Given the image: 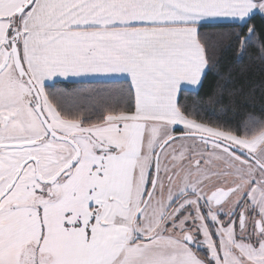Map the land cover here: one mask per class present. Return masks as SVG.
<instances>
[{
  "label": "rangeland",
  "instance_id": "rangeland-1",
  "mask_svg": "<svg viewBox=\"0 0 264 264\" xmlns=\"http://www.w3.org/2000/svg\"><path fill=\"white\" fill-rule=\"evenodd\" d=\"M27 1L7 0L0 7V17H10L0 19V43ZM251 1L264 14V0ZM149 36L139 43V57L201 61L205 67L195 29L164 27ZM12 61L0 74L11 87ZM28 90L24 87L27 98ZM174 111L110 116L88 127L85 132L112 148L100 164L98 181L88 180L95 152L87 146L60 206L37 213L27 206L0 208V264H33L31 255L39 260L44 254L48 264H264V143L211 132ZM177 127L186 134H176ZM65 161L58 159L57 168ZM114 193L123 200L107 204L89 196ZM92 204L100 215L88 211ZM205 214L216 226L218 245L204 224ZM238 216L247 224L242 229L238 223L236 230ZM138 237L143 239L135 241Z\"/></svg>",
  "mask_w": 264,
  "mask_h": 264
},
{
  "label": "crops",
  "instance_id": "crops-1",
  "mask_svg": "<svg viewBox=\"0 0 264 264\" xmlns=\"http://www.w3.org/2000/svg\"><path fill=\"white\" fill-rule=\"evenodd\" d=\"M255 6L251 0H35L21 30L22 60L41 89L55 81L129 80L135 114L170 113L178 110L181 90L200 88L206 61L205 67L201 61H149L139 57V43L164 27L197 35L205 23L243 24L262 14ZM263 134L253 139L259 138L257 146Z\"/></svg>",
  "mask_w": 264,
  "mask_h": 264
},
{
  "label": "flooded vegetation",
  "instance_id": "flooded-vegetation-1",
  "mask_svg": "<svg viewBox=\"0 0 264 264\" xmlns=\"http://www.w3.org/2000/svg\"><path fill=\"white\" fill-rule=\"evenodd\" d=\"M5 1L7 3V0H0V7L5 4ZM24 13L25 11L20 16H14L12 22L10 21L12 25L10 27L9 33L11 30H13V33H8L7 40L5 41V43H2L3 46L10 48V43L15 40V35L17 31H19L18 47L20 51L21 60V30L23 29L25 23V20H22ZM2 18H4V20H7L10 17H0V19ZM17 23L20 24V27H22V29H20V27H15ZM0 52L4 54L1 47ZM11 59L12 57L2 70L1 67L3 66L5 61H0V74L10 65ZM12 62L14 65V69L16 70L17 78L16 79L12 77V82L14 83V86L11 87L9 85V80L0 81V208L4 209L5 207H11L12 210L15 211L27 206L30 207L26 208L30 213H37V211L47 210L49 208L53 209L61 205L62 193L63 191H66L67 188H69L70 185L67 182L71 180L73 170L83 159V152L85 147L87 148L88 146V148L95 152V154H92L89 151V153L94 156L91 158V162H89V164L91 165L89 167V174H91L88 179L89 183L98 181L97 173L100 170V164L103 159L107 158L108 155L111 154L108 152H111L112 148L106 146L105 144H102L100 141L85 132L88 127L95 126L98 124H90L89 122L83 120L70 121L63 119L59 115L57 110L52 106L45 93V89L50 85H48L44 89H41L23 60L22 64L29 78L25 74L23 75L19 73L15 62ZM29 79L32 80V84L37 92L33 88ZM129 82L131 83V81ZM24 87H27L29 89V98H27L24 93ZM47 109H49L50 115L48 114ZM135 112L115 116L119 117L126 115H136ZM179 113L185 119H187L180 111ZM108 117L110 116H107L106 120L103 123L107 121ZM189 121L194 122L192 120ZM194 124L207 127L215 133L228 135L201 123L194 122ZM75 128L81 129L85 133L77 131L75 130ZM175 133L178 135L186 134L185 132H183V129L179 127L175 128ZM263 133H261L259 136H261ZM207 134L210 135V133ZM58 135L61 137H57ZM234 138L240 139L237 137ZM253 139H251L250 142H252ZM62 142L66 144H63ZM63 146L65 148H62ZM78 151L80 152L78 160L70 169L65 171V169L76 158ZM68 153L71 154V157L65 155ZM89 153L87 156H91L89 155ZM60 158H65L66 161L57 168L58 159ZM84 161H89V159L86 157ZM152 180L153 178H151L150 182L147 184L148 187L151 186ZM104 195L107 196L106 200L103 198ZM89 196H91L92 198L97 197V200L103 203L107 202V204H116V202H118L117 200H123L122 197L116 194L114 197L111 196V194H103L97 196L96 194H90ZM27 198H31V202H29ZM42 199L44 201H42ZM174 205L176 206V204ZM92 206L93 204L89 206L88 211H94L95 213L98 212V214L100 215L101 209L98 207L93 210ZM114 211L115 210H113V213ZM43 213L44 212H42V214ZM208 216V214H205L204 224H206L205 226H207L208 231L210 230L209 233L213 239V242L215 243V245H218L216 226L214 223L211 222L210 219H208ZM235 221L236 222L234 229L236 230L239 229L238 223L241 224L242 229L247 224L245 217L239 218L238 216V219ZM220 225L223 226L224 221H221ZM142 239L143 238L138 237L134 240L139 241ZM31 256L33 257V264H48L46 262L47 260H42L43 257L47 256L45 254L39 260H37V257H39L38 255Z\"/></svg>",
  "mask_w": 264,
  "mask_h": 264
},
{
  "label": "trees",
  "instance_id": "trees-1",
  "mask_svg": "<svg viewBox=\"0 0 264 264\" xmlns=\"http://www.w3.org/2000/svg\"><path fill=\"white\" fill-rule=\"evenodd\" d=\"M197 40L207 70L197 91L181 90L179 111L189 120L240 139L259 136L264 132V16L255 13L243 24H201ZM45 93L59 115L70 121L100 124L107 116L136 111L127 80L57 81Z\"/></svg>",
  "mask_w": 264,
  "mask_h": 264
},
{
  "label": "water",
  "instance_id": "water-1",
  "mask_svg": "<svg viewBox=\"0 0 264 264\" xmlns=\"http://www.w3.org/2000/svg\"><path fill=\"white\" fill-rule=\"evenodd\" d=\"M35 0H29L16 14H15V17L16 16H20L24 11H26L27 9H29L30 6L33 5ZM18 41H19V31H17L16 35H15V40H13L10 44H11V47L10 48H7L5 46L2 45V43H0V47L2 48L4 54H5V59H4V64L3 66L1 67V70L7 65L8 61H10V58L12 57L13 61L15 62V65L17 67V70L19 71V73L21 74H25L27 77V72L25 71V68L22 64V60H21V56H20V51H19V47H18ZM29 78V77H28ZM30 80V83L32 84V80ZM33 86V84H32ZM34 88V86H33ZM35 89V88H34ZM36 91V89H35ZM37 92V91H36ZM40 97V96H39ZM42 119H43V116H42ZM47 125V124H46ZM57 135V134H56ZM57 137H61V136H57ZM79 154L80 152L78 151V154L76 156V158L74 159V161L65 169L68 170L70 169L75 163L76 161L78 160L79 158ZM158 154V153H157ZM155 181V180H154ZM155 183V182H154ZM153 183V184H154Z\"/></svg>",
  "mask_w": 264,
  "mask_h": 264
}]
</instances>
